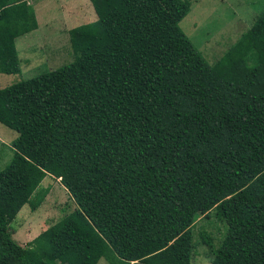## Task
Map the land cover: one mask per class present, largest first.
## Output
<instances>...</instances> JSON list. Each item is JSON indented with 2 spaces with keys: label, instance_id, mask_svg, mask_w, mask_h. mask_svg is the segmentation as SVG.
<instances>
[{
  "label": "trees",
  "instance_id": "obj_1",
  "mask_svg": "<svg viewBox=\"0 0 264 264\" xmlns=\"http://www.w3.org/2000/svg\"><path fill=\"white\" fill-rule=\"evenodd\" d=\"M0 0V61L17 54ZM191 0H100L106 39L0 88L18 132L0 170V264H264L263 67L210 71L180 26ZM151 40L165 60L153 67ZM77 208L28 243L14 238L57 180Z\"/></svg>",
  "mask_w": 264,
  "mask_h": 264
},
{
  "label": "rangeland",
  "instance_id": "obj_2",
  "mask_svg": "<svg viewBox=\"0 0 264 264\" xmlns=\"http://www.w3.org/2000/svg\"><path fill=\"white\" fill-rule=\"evenodd\" d=\"M99 1L24 0L8 6L17 54L0 61V88L66 64L84 46L103 44L106 33L94 11ZM180 25L218 76L236 82L264 65V0H191ZM143 49L153 67L164 62L161 46L148 40ZM17 136L0 122V170L9 162ZM76 208L58 179L13 236L26 244ZM206 221L200 217L192 229L194 264H210L212 258V249L200 237Z\"/></svg>",
  "mask_w": 264,
  "mask_h": 264
},
{
  "label": "crops",
  "instance_id": "obj_3",
  "mask_svg": "<svg viewBox=\"0 0 264 264\" xmlns=\"http://www.w3.org/2000/svg\"><path fill=\"white\" fill-rule=\"evenodd\" d=\"M181 26V25H180ZM182 28V27H181Z\"/></svg>",
  "mask_w": 264,
  "mask_h": 264
}]
</instances>
